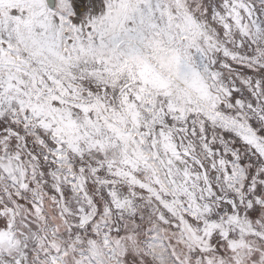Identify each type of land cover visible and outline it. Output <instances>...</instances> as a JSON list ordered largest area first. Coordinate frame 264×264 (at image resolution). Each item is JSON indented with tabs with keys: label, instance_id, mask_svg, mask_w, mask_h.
Here are the masks:
<instances>
[{
	"label": "snow or ice",
	"instance_id": "1",
	"mask_svg": "<svg viewBox=\"0 0 264 264\" xmlns=\"http://www.w3.org/2000/svg\"><path fill=\"white\" fill-rule=\"evenodd\" d=\"M0 264H264V0H0Z\"/></svg>",
	"mask_w": 264,
	"mask_h": 264
}]
</instances>
